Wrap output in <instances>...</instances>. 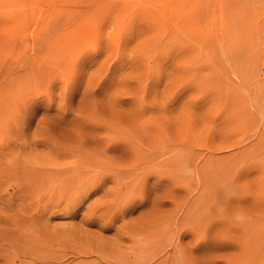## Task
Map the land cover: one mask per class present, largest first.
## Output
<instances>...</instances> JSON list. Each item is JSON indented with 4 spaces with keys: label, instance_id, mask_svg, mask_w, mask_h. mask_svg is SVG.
Here are the masks:
<instances>
[{
    "label": "rangeland",
    "instance_id": "374dc122",
    "mask_svg": "<svg viewBox=\"0 0 264 264\" xmlns=\"http://www.w3.org/2000/svg\"><path fill=\"white\" fill-rule=\"evenodd\" d=\"M0 229V264H264V0H0Z\"/></svg>",
    "mask_w": 264,
    "mask_h": 264
},
{
    "label": "bare ground",
    "instance_id": "6f19581e",
    "mask_svg": "<svg viewBox=\"0 0 264 264\" xmlns=\"http://www.w3.org/2000/svg\"><path fill=\"white\" fill-rule=\"evenodd\" d=\"M52 173V172H51ZM39 175V174H38ZM46 175V174H45ZM37 179V178H36ZM6 229V228H5ZM1 230V229H0ZM7 232V231H6ZM8 233V232H7ZM47 235V234H46ZM50 235V234H49ZM43 237V236H42ZM44 237H45V235H44ZM53 239H55V238H53ZM52 238H47V240H46V237L44 238V239H42L43 240V244H42V246H43V248H51V246H54L55 245V243H54V240H53ZM6 240V239H5ZM3 243V242H2ZM8 243V242H7ZM7 243L5 242L4 244H6L7 245ZM2 245V244H1ZM2 246H4V245H2ZM8 246H9V244H8ZM7 248V247H6ZM52 249H54V248H52ZM51 249V250H52ZM50 250V251H51ZM10 264V263H9Z\"/></svg>",
    "mask_w": 264,
    "mask_h": 264
}]
</instances>
